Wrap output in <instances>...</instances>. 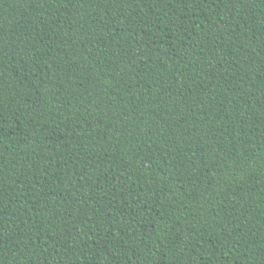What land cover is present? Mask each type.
<instances>
[{
	"label": "trees",
	"instance_id": "trees-1",
	"mask_svg": "<svg viewBox=\"0 0 264 264\" xmlns=\"http://www.w3.org/2000/svg\"><path fill=\"white\" fill-rule=\"evenodd\" d=\"M0 264H264V0H0Z\"/></svg>",
	"mask_w": 264,
	"mask_h": 264
}]
</instances>
